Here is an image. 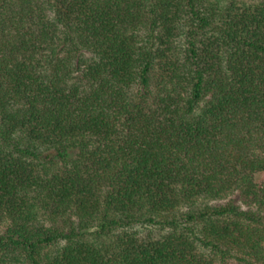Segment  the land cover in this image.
<instances>
[{
    "label": "trees",
    "instance_id": "16d2710c",
    "mask_svg": "<svg viewBox=\"0 0 264 264\" xmlns=\"http://www.w3.org/2000/svg\"><path fill=\"white\" fill-rule=\"evenodd\" d=\"M0 264H264V0H0Z\"/></svg>",
    "mask_w": 264,
    "mask_h": 264
},
{
    "label": "rangeland",
    "instance_id": "374dc122",
    "mask_svg": "<svg viewBox=\"0 0 264 264\" xmlns=\"http://www.w3.org/2000/svg\"><path fill=\"white\" fill-rule=\"evenodd\" d=\"M222 202V201H221Z\"/></svg>",
    "mask_w": 264,
    "mask_h": 264
}]
</instances>
